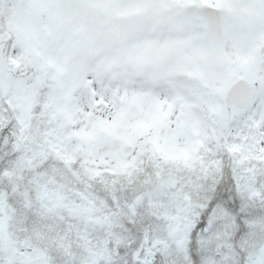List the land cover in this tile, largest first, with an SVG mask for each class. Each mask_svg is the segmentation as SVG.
Wrapping results in <instances>:
<instances>
[{
  "label": "snow or ice",
  "instance_id": "snow-or-ice-1",
  "mask_svg": "<svg viewBox=\"0 0 264 264\" xmlns=\"http://www.w3.org/2000/svg\"><path fill=\"white\" fill-rule=\"evenodd\" d=\"M0 264H264V0H0Z\"/></svg>",
  "mask_w": 264,
  "mask_h": 264
}]
</instances>
